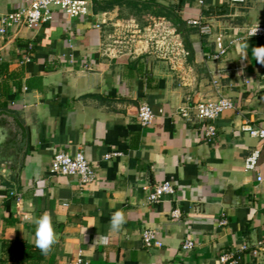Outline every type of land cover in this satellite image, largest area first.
Segmentation results:
<instances>
[{
	"label": "crops",
	"instance_id": "obj_1",
	"mask_svg": "<svg viewBox=\"0 0 264 264\" xmlns=\"http://www.w3.org/2000/svg\"><path fill=\"white\" fill-rule=\"evenodd\" d=\"M155 1L188 16L181 68L156 59L144 41L132 55L104 54L113 25L170 23L133 9L128 0H91L84 17L52 7L39 29L21 25L0 34V89L5 84L9 90L0 104L28 131L19 173H0V264L19 263L6 246L16 239L35 246V219L44 212L57 243L37 264H223L219 257L242 245L247 249L236 264H264V140L241 129L264 119V65L251 55L264 39H248L246 61L237 47L244 41L237 39L240 31L264 24V0ZM27 3L0 0V14ZM198 15L210 33L188 24ZM219 32L228 50L215 60ZM219 95L235 108L215 120L217 135L208 140L207 121L185 119L177 109ZM143 102L155 114L147 126L137 119ZM255 148L261 150L258 166L247 172L244 161ZM77 149L96 172L85 188L49 171L56 151ZM113 151L116 156L104 158ZM164 181L175 191L150 203L149 193ZM117 210L127 223L112 232ZM145 229L153 230L160 247L143 245ZM98 234L108 243L95 241ZM186 240L194 242L191 250H183Z\"/></svg>",
	"mask_w": 264,
	"mask_h": 264
},
{
	"label": "built area",
	"instance_id": "obj_2",
	"mask_svg": "<svg viewBox=\"0 0 264 264\" xmlns=\"http://www.w3.org/2000/svg\"><path fill=\"white\" fill-rule=\"evenodd\" d=\"M238 1V0H235ZM202 2V1H201ZM91 0H28L27 5L18 7L6 14H0V34L5 35L14 31L17 27L25 25L30 29L37 30L43 22L51 19L52 7H57L71 17H84L90 13ZM190 26L196 27L204 32L210 33L211 28L204 25L202 15L188 20ZM257 24L250 25L240 31L241 36L238 40H244L249 31ZM97 27L99 25H96ZM251 39H264V24H259V32L257 35L250 37ZM249 38V39H250ZM144 41L149 52L159 60L166 61L173 68H181L186 63V49L184 41L180 34L169 24L157 22L153 25L140 26L137 23L116 24L110 33L107 44L104 46V54L109 58H121L127 55L137 53L136 45ZM216 51L212 55V59H221L228 50L225 42V33L219 32L215 36ZM135 47V48H134ZM32 48V44H28V49ZM26 60H29L27 56ZM235 104L229 97L219 95L215 99L199 100L194 104H185L177 109V114L185 119L194 117L199 121H207L204 129L203 138L211 139L217 135V129L214 124L225 111L234 109ZM155 114L148 103H141L137 113V119L142 126L152 123ZM241 129L250 136L264 140V119L242 124ZM261 150L255 148L245 158L244 169L247 172L257 168ZM117 155V152H109L104 154L105 159H110ZM49 171L52 174L70 176L77 179L80 187L85 188L96 179V172L92 167L89 159L81 149L74 152L56 151L50 163ZM262 177H258L261 181ZM175 191V186L170 181H164L154 186L153 191L149 193L148 201L150 203H159L168 194ZM141 240L145 247H160L161 241L156 237L153 230L145 229L141 233ZM194 242L186 240L183 244V250L188 251L194 247ZM247 249L246 245H242L238 250H232L224 253L219 257V261L223 264H236L240 259V253ZM257 254V250H254ZM81 259L77 260L80 263Z\"/></svg>",
	"mask_w": 264,
	"mask_h": 264
},
{
	"label": "clouds",
	"instance_id": "obj_3",
	"mask_svg": "<svg viewBox=\"0 0 264 264\" xmlns=\"http://www.w3.org/2000/svg\"><path fill=\"white\" fill-rule=\"evenodd\" d=\"M259 32V23L253 27L244 41L239 42V57L246 61L249 54L248 39L257 35ZM252 58L260 65H264V46H256L251 48ZM127 223L125 213L122 210H117L112 213L110 218V231L120 232ZM35 238L34 244L42 254L47 255L57 243V234L53 225L52 217L48 212H44L40 217L35 219ZM95 241H100L104 244L108 243L106 236L97 235Z\"/></svg>",
	"mask_w": 264,
	"mask_h": 264
},
{
	"label": "trees",
	"instance_id": "obj_4",
	"mask_svg": "<svg viewBox=\"0 0 264 264\" xmlns=\"http://www.w3.org/2000/svg\"><path fill=\"white\" fill-rule=\"evenodd\" d=\"M128 3L133 9L136 8L138 11L147 13L156 21L170 22L183 37L184 42H187L186 19L188 16L179 15L172 6L157 3L155 0L141 2L140 5H138L139 2L136 0H128ZM1 87L0 95L2 97L8 96V87L5 84L1 85ZM0 107L6 108V104L1 103ZM6 246L8 251L13 254V257L19 260L18 264L27 261L35 262V264H37L44 257V254H42L38 248L26 244L19 239H16L11 245Z\"/></svg>",
	"mask_w": 264,
	"mask_h": 264
},
{
	"label": "water",
	"instance_id": "obj_5",
	"mask_svg": "<svg viewBox=\"0 0 264 264\" xmlns=\"http://www.w3.org/2000/svg\"><path fill=\"white\" fill-rule=\"evenodd\" d=\"M27 138L28 131L20 116L11 110L0 109L1 174L13 172L16 176L19 173L27 149Z\"/></svg>",
	"mask_w": 264,
	"mask_h": 264
},
{
	"label": "rangeland",
	"instance_id": "obj_6",
	"mask_svg": "<svg viewBox=\"0 0 264 264\" xmlns=\"http://www.w3.org/2000/svg\"><path fill=\"white\" fill-rule=\"evenodd\" d=\"M170 26H172V24L171 23H168ZM173 27V26H172ZM174 28V27H173Z\"/></svg>",
	"mask_w": 264,
	"mask_h": 264
}]
</instances>
